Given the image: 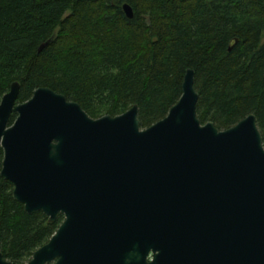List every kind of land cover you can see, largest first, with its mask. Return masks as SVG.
<instances>
[{
  "label": "water",
  "instance_id": "obj_1",
  "mask_svg": "<svg viewBox=\"0 0 264 264\" xmlns=\"http://www.w3.org/2000/svg\"><path fill=\"white\" fill-rule=\"evenodd\" d=\"M19 90L14 81L0 101V174L27 213L64 219L25 263L4 257L0 237V264H264L256 116L227 129L202 123L194 69L145 128L137 104L93 118L49 87L24 102Z\"/></svg>",
  "mask_w": 264,
  "mask_h": 264
},
{
  "label": "trees",
  "instance_id": "obj_2",
  "mask_svg": "<svg viewBox=\"0 0 264 264\" xmlns=\"http://www.w3.org/2000/svg\"><path fill=\"white\" fill-rule=\"evenodd\" d=\"M263 37L264 0H0V101L18 81V102L49 87L93 118L137 104L145 128L178 102L192 68L201 122L227 129L255 114L264 143ZM13 188L0 174L1 250L25 263L64 216L27 213Z\"/></svg>",
  "mask_w": 264,
  "mask_h": 264
},
{
  "label": "flooded vegetation",
  "instance_id": "obj_3",
  "mask_svg": "<svg viewBox=\"0 0 264 264\" xmlns=\"http://www.w3.org/2000/svg\"><path fill=\"white\" fill-rule=\"evenodd\" d=\"M15 114H16V113H15ZM16 115H17V114H16ZM13 122H14V121H13ZM13 122H12V123H13ZM12 123H11V124H12ZM148 260H152V252H151L150 255L148 256Z\"/></svg>",
  "mask_w": 264,
  "mask_h": 264
},
{
  "label": "rangeland",
  "instance_id": "obj_4",
  "mask_svg": "<svg viewBox=\"0 0 264 264\" xmlns=\"http://www.w3.org/2000/svg\"><path fill=\"white\" fill-rule=\"evenodd\" d=\"M263 39H264V37H263ZM10 124H11V123H10ZM30 259H31V258H30ZM30 259H29V260H30Z\"/></svg>",
  "mask_w": 264,
  "mask_h": 264
}]
</instances>
